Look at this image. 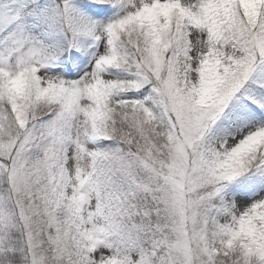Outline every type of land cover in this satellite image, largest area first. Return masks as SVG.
<instances>
[{"label": "snow or ice", "instance_id": "1", "mask_svg": "<svg viewBox=\"0 0 264 264\" xmlns=\"http://www.w3.org/2000/svg\"><path fill=\"white\" fill-rule=\"evenodd\" d=\"M0 264H264V0H0Z\"/></svg>", "mask_w": 264, "mask_h": 264}]
</instances>
